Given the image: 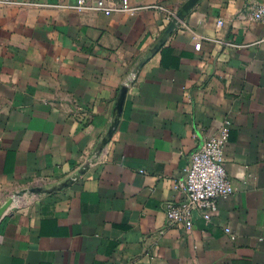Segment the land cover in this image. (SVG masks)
Instances as JSON below:
<instances>
[{"label": "crops", "instance_id": "0c3cea01", "mask_svg": "<svg viewBox=\"0 0 264 264\" xmlns=\"http://www.w3.org/2000/svg\"><path fill=\"white\" fill-rule=\"evenodd\" d=\"M187 1L0 5V264H264L262 0H196L155 47L172 19L154 4ZM225 118L233 191L208 220L169 222L190 151Z\"/></svg>", "mask_w": 264, "mask_h": 264}, {"label": "built area", "instance_id": "2783aa9c", "mask_svg": "<svg viewBox=\"0 0 264 264\" xmlns=\"http://www.w3.org/2000/svg\"><path fill=\"white\" fill-rule=\"evenodd\" d=\"M11 1L0 0V5ZM154 5L163 9L168 19H173L177 14V11L163 4ZM73 6L78 10H98L108 14L114 11L135 13L146 5L133 4L130 0H76ZM250 16L264 21V0L251 5ZM133 75L134 71L129 74V78ZM230 123L231 120L225 118L216 132L190 151L183 176L175 182V186L182 191V198L178 202L168 203L166 207L169 222L192 227L196 211L208 220L218 207V198L233 191L232 180L224 165Z\"/></svg>", "mask_w": 264, "mask_h": 264}, {"label": "water", "instance_id": "95a60500", "mask_svg": "<svg viewBox=\"0 0 264 264\" xmlns=\"http://www.w3.org/2000/svg\"><path fill=\"white\" fill-rule=\"evenodd\" d=\"M196 2V0H188L179 11H177L176 16L171 20V22L169 23V25L166 28L165 33L162 35V37L157 41L155 47H158L160 44L163 43V41L165 40V37L172 31L173 27L175 26V24L178 22L179 19L184 17V14L187 12L189 6H191L192 4H194ZM147 57V55H145L144 59ZM143 59V60H144ZM141 65V62L139 63V66ZM127 87L126 84L122 85L118 96H117V105H116V109H117V114L120 112L122 104H123V100L125 97V93H126ZM87 162H85L82 167L78 170L79 172L83 171V169L87 166ZM14 202V197L10 196L9 198H7L1 205H0V218L3 214V212Z\"/></svg>", "mask_w": 264, "mask_h": 264}]
</instances>
